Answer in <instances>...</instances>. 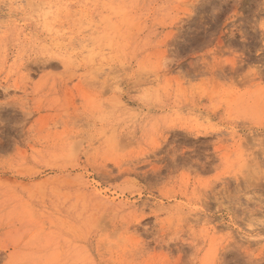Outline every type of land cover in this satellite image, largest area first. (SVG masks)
Returning <instances> with one entry per match:
<instances>
[{"label":"rangeland","instance_id":"obj_1","mask_svg":"<svg viewBox=\"0 0 264 264\" xmlns=\"http://www.w3.org/2000/svg\"><path fill=\"white\" fill-rule=\"evenodd\" d=\"M0 264H264V0H0Z\"/></svg>","mask_w":264,"mask_h":264},{"label":"bare ground","instance_id":"obj_2","mask_svg":"<svg viewBox=\"0 0 264 264\" xmlns=\"http://www.w3.org/2000/svg\"><path fill=\"white\" fill-rule=\"evenodd\" d=\"M31 4H33V3H31ZM38 4H39V2H38ZM39 6H40V4H39ZM44 6V5H43ZM40 8V7H39ZM42 9V8H41ZM35 11V10H34ZM41 11V10H40ZM45 11V10H44ZM42 17H44V16H42ZM41 20V19H40ZM43 23V22H42ZM43 25V24H42ZM68 42V41H67ZM60 43V42H59ZM70 43V42H69ZM61 44V43H60ZM63 44H65V43H63ZM65 48V47H64ZM88 51V50H87ZM88 54H90V53H88ZM89 56V55H88ZM235 66V65H234ZM255 72V71H254ZM259 72V71H258ZM257 74V73H256ZM259 74H261V73H259ZM258 75V74H257ZM255 76V75H254ZM261 76V75H260ZM201 136V135H200Z\"/></svg>","mask_w":264,"mask_h":264}]
</instances>
